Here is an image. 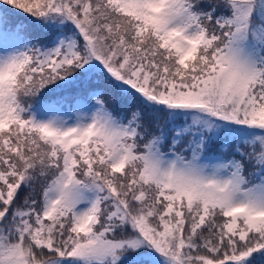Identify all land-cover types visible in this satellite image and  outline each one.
<instances>
[{
    "label": "snow or ice",
    "instance_id": "obj_1",
    "mask_svg": "<svg viewBox=\"0 0 264 264\" xmlns=\"http://www.w3.org/2000/svg\"><path fill=\"white\" fill-rule=\"evenodd\" d=\"M0 264H264V0H0Z\"/></svg>",
    "mask_w": 264,
    "mask_h": 264
}]
</instances>
